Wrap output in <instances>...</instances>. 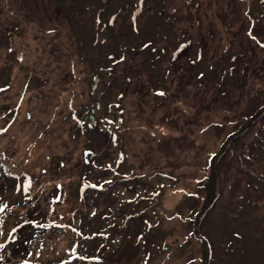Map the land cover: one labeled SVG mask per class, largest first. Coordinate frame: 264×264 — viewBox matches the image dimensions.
I'll list each match as a JSON object with an SVG mask.
<instances>
[{
    "label": "rangeland",
    "instance_id": "374dc122",
    "mask_svg": "<svg viewBox=\"0 0 264 264\" xmlns=\"http://www.w3.org/2000/svg\"><path fill=\"white\" fill-rule=\"evenodd\" d=\"M262 45L264 0H0V264H202ZM216 171L211 264H264V117Z\"/></svg>",
    "mask_w": 264,
    "mask_h": 264
},
{
    "label": "water",
    "instance_id": "95a60500",
    "mask_svg": "<svg viewBox=\"0 0 264 264\" xmlns=\"http://www.w3.org/2000/svg\"><path fill=\"white\" fill-rule=\"evenodd\" d=\"M262 117H264V106L259 109V111L251 116L250 118L243 123V125L234 133L230 134L222 146L220 147L218 153H216L210 162V179H209V192L207 194V198L205 203L202 206L201 213L196 221L195 227H194V234L197 239L202 241L203 243V259L202 264H211V248L209 244V240L201 234V223L202 220L207 215L208 211L212 208V206L215 203L216 199V182H217V171H216V161L218 158L223 156L227 149L229 148L230 144L238 139L244 136V134L250 129L252 125H254L256 122H258ZM85 160L87 164H90L95 156V153L91 150H87L84 153Z\"/></svg>",
    "mask_w": 264,
    "mask_h": 264
},
{
    "label": "flooded vegetation",
    "instance_id": "af4514ba",
    "mask_svg": "<svg viewBox=\"0 0 264 264\" xmlns=\"http://www.w3.org/2000/svg\"><path fill=\"white\" fill-rule=\"evenodd\" d=\"M208 49L209 48H205V47L204 48H201L198 52H196V54L195 53L192 54V56H199L198 60L200 62V61H202L203 56L204 55L206 56L209 53L208 52ZM226 52H228V51H226ZM246 59L247 58L244 59L243 65H247L246 63H248V60H246ZM226 60H227L226 61V65H228V66H230L232 64V60H233V66L232 67H227V68L231 69L232 71H238V72L240 71V64H241L240 62L241 61H239V54H237L232 59L230 57H227ZM249 63H251V60L250 59H249ZM159 103H161V102H159ZM141 104L143 105V102ZM189 110H191V108L189 107V105H186V106H183V111H180L179 113L182 114V113L188 112ZM177 115L178 114L176 112V113H173V115L171 117L175 118Z\"/></svg>",
    "mask_w": 264,
    "mask_h": 264
},
{
    "label": "trees",
    "instance_id": "16d2710c",
    "mask_svg": "<svg viewBox=\"0 0 264 264\" xmlns=\"http://www.w3.org/2000/svg\"><path fill=\"white\" fill-rule=\"evenodd\" d=\"M0 90H1V89H0ZM162 92H163V91H162ZM127 154H128V153H127ZM127 154H126V155H127ZM127 157H128V155H127ZM131 175H132V174H131ZM131 175H130V176H131ZM262 175H264V173H262ZM137 177H138V176H137ZM134 178H136V174H135ZM155 200H156V199H154V201H155ZM154 201H153V203H152V205H151V206H152L151 210H152L153 212L155 211V208H154V206H153V205L155 204ZM155 212L159 215V213H158L157 211H155ZM176 214H177V213H176ZM178 215H179V214H178ZM195 237H196V236H195ZM149 260H150V259H149ZM149 260H148V261H149ZM194 261H195V260H191L190 263L192 264ZM148 263H149V262H148Z\"/></svg>",
    "mask_w": 264,
    "mask_h": 264
},
{
    "label": "snow or ice",
    "instance_id": "6c2138e0",
    "mask_svg": "<svg viewBox=\"0 0 264 264\" xmlns=\"http://www.w3.org/2000/svg\"><path fill=\"white\" fill-rule=\"evenodd\" d=\"M251 34V33H250ZM262 46H264V45H262ZM160 95H163V93H160ZM0 210H2V209H0Z\"/></svg>",
    "mask_w": 264,
    "mask_h": 264
}]
</instances>
